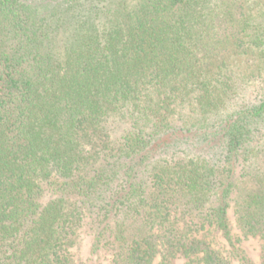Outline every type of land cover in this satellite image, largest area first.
Here are the masks:
<instances>
[{"label":"trees","instance_id":"16d2710c","mask_svg":"<svg viewBox=\"0 0 264 264\" xmlns=\"http://www.w3.org/2000/svg\"><path fill=\"white\" fill-rule=\"evenodd\" d=\"M250 239L264 264V0H0V264Z\"/></svg>","mask_w":264,"mask_h":264},{"label":"rangeland","instance_id":"374dc122","mask_svg":"<svg viewBox=\"0 0 264 264\" xmlns=\"http://www.w3.org/2000/svg\"><path fill=\"white\" fill-rule=\"evenodd\" d=\"M243 248L246 252L247 258H249L254 264H259L262 261L259 241L257 239H250L243 244ZM76 255L85 258L88 255L87 242L84 240L78 243L75 248ZM98 262V261H97Z\"/></svg>","mask_w":264,"mask_h":264}]
</instances>
